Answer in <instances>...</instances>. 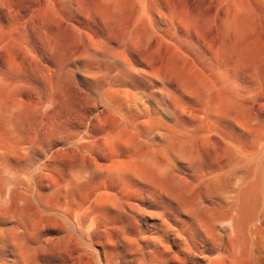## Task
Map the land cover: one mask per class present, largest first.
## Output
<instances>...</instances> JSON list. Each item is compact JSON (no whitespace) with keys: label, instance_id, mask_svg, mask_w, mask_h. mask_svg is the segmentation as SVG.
Returning <instances> with one entry per match:
<instances>
[{"label":"bare ground","instance_id":"6f19581e","mask_svg":"<svg viewBox=\"0 0 264 264\" xmlns=\"http://www.w3.org/2000/svg\"><path fill=\"white\" fill-rule=\"evenodd\" d=\"M0 264H264V0H0Z\"/></svg>","mask_w":264,"mask_h":264}]
</instances>
